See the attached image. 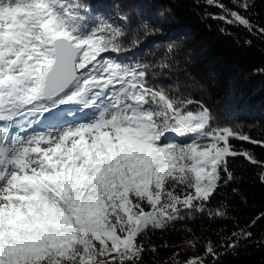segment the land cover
<instances>
[{
	"label": "snow or ice",
	"instance_id": "snow-or-ice-1",
	"mask_svg": "<svg viewBox=\"0 0 264 264\" xmlns=\"http://www.w3.org/2000/svg\"><path fill=\"white\" fill-rule=\"evenodd\" d=\"M233 2L243 13L253 6ZM205 3L222 10L214 19L264 35L241 11ZM131 24L119 4L0 0V264H143L149 232L227 215L207 205L234 179L230 158L259 166L264 183V162L231 143L264 140L214 126L211 109L172 79L171 47L151 64L111 55L129 50ZM237 242L233 232L224 247ZM198 247L186 240L172 264H205L180 258ZM204 251L219 255L211 241Z\"/></svg>",
	"mask_w": 264,
	"mask_h": 264
},
{
	"label": "trees",
	"instance_id": "trees-1",
	"mask_svg": "<svg viewBox=\"0 0 264 264\" xmlns=\"http://www.w3.org/2000/svg\"><path fill=\"white\" fill-rule=\"evenodd\" d=\"M88 2L99 9L109 10L119 4L121 12L132 18L130 33L125 39L129 50L112 56L151 64L159 61L171 47L175 54L172 79L179 76L185 94L211 109L214 126H232L254 139L264 140V35L214 19L222 14V10L207 5L205 0ZM220 2L229 9L241 11L254 26L264 27V0H251L253 6L247 13L238 9L233 0ZM141 22L149 23L152 29L147 35L138 30ZM133 39L139 40V44L133 46ZM162 82H171L169 74L164 75ZM190 108L197 110V105ZM231 143L237 150H248L258 161L264 162V147L239 140ZM229 170L234 179L221 184L207 205L213 211L222 208L227 215L210 219L207 214H195L192 219L178 221L167 230L149 232L144 237L148 250L143 264H172L173 253L181 251L186 240L197 238V250L182 252L181 259L198 255L203 257L205 264H264L261 168L238 156L230 158ZM254 220L256 223L252 224ZM241 230L250 231L252 238H240ZM233 232L238 238L235 250L224 247ZM208 241L219 253L215 259L204 251ZM165 244L169 246L164 247ZM153 246L155 252L150 250Z\"/></svg>",
	"mask_w": 264,
	"mask_h": 264
},
{
	"label": "rangeland",
	"instance_id": "rangeland-1",
	"mask_svg": "<svg viewBox=\"0 0 264 264\" xmlns=\"http://www.w3.org/2000/svg\"><path fill=\"white\" fill-rule=\"evenodd\" d=\"M75 119L77 121H84L86 119V117L83 116V115H81V114H77V116L75 117ZM34 128H35L36 131L45 130L42 125H34ZM31 131H32V129H29V132H31Z\"/></svg>",
	"mask_w": 264,
	"mask_h": 264
}]
</instances>
